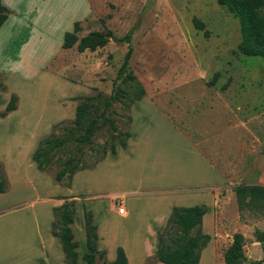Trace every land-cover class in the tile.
Here are the masks:
<instances>
[{"label": "rangeland", "instance_id": "1", "mask_svg": "<svg viewBox=\"0 0 264 264\" xmlns=\"http://www.w3.org/2000/svg\"><path fill=\"white\" fill-rule=\"evenodd\" d=\"M145 1L1 0L8 15L0 27V82L6 86L0 91V110L11 94L18 100L17 109L0 118L1 172L9 182L8 190L0 193V264H33L27 247L22 248L24 243L38 236L37 230L44 233L54 199L50 195L70 191L52 180L55 163L41 172L43 180L34 179L29 167L39 141L50 133L63 136V126H74L75 107L81 97L101 93L107 98L119 86L127 88L128 96L133 95V81H123L128 71L145 94L130 106L127 97L113 101L105 115L117 131L101 118L93 137L95 150L72 143L68 151L57 154L64 157L71 152L91 164L101 155L103 144L117 142L127 128L132 133L125 151L106 158L97 171L98 162L94 170L77 177L73 191L88 197L59 198V203L75 200L72 230L80 254L85 250L82 208L88 206L106 252L111 254L122 245L133 264H146L145 246L135 243V236L144 234L151 216L161 219L169 201L181 198L175 199L174 194L162 201L153 200L156 196L143 197L133 202V211L123 217L110 213L107 204L98 203L108 197L93 199L95 193L215 182L196 190L199 193L185 195L177 204H209L201 228L210 240L199 264H225L223 254L235 232L244 237L246 261L262 258L254 230H264V211H240L233 187L264 185V60L237 51L239 19L217 0H153L140 16ZM194 18L204 23L208 36L196 28ZM77 21L78 38L97 30L108 35V42L94 51L80 52L76 43L62 48L64 33L72 31ZM126 33L131 34L132 53L127 71L118 76L128 43L114 38ZM44 72L61 81L43 75L31 82ZM214 74L215 83L209 84ZM225 83L227 87L222 89ZM97 105L93 114L102 110L103 101ZM22 163L32 173L28 177L23 172L17 176ZM36 195L45 199L31 207ZM111 200L119 205L118 198ZM129 207L130 203L126 204ZM104 257L97 255L96 264H109ZM155 263L154 257L148 259V264Z\"/></svg>", "mask_w": 264, "mask_h": 264}, {"label": "trees", "instance_id": "2", "mask_svg": "<svg viewBox=\"0 0 264 264\" xmlns=\"http://www.w3.org/2000/svg\"><path fill=\"white\" fill-rule=\"evenodd\" d=\"M220 5L235 15L240 22L241 39L237 45V51L246 56H259L264 60V0H217ZM8 11L0 0V27L6 21ZM196 28L203 30L204 23L194 18ZM80 30L79 22H75L72 31H66L63 36L62 48H71L76 43L78 51H94L98 47H103L108 42V35L101 31H90L78 38L77 31ZM208 36V31L203 30ZM117 41L128 43L123 61L118 68V76L128 69V61L132 53L131 34L126 33L122 37H115ZM217 74H214L208 82L214 84ZM133 81V95L128 96L125 87H117L105 98L101 93L91 94L79 98L80 101L75 107L73 125L63 126L65 134L58 136L50 133L43 137L32 152V160L40 171L49 170L55 163L57 170L54 179L65 186H70L73 175L78 170L93 168L97 162L103 160L108 153H116L118 147L124 148L130 136L128 128L122 133V137L117 142H111L109 146H101V155L91 164L83 163L80 156L67 153L66 156L59 152L68 151L72 143L79 147L88 145V148L95 150L93 137L98 130V123L101 118L111 123L112 129L117 131L112 121L106 117L105 112L113 101L127 97V106L140 100L144 94V87L136 80L135 75L128 71L123 81ZM228 83L223 84L222 89ZM6 86L0 82V91H5ZM18 97L11 94L5 107L0 110V117H5L9 112L16 109ZM103 101V108L97 114L98 102ZM119 133V132H118ZM78 147V146H77ZM0 162V193L6 192L9 182L1 172ZM237 207L240 211L262 212L264 211V185L262 184H237L233 187ZM207 207L204 204L190 206H173L167 218L166 224L158 234L156 258L164 264H199L201 251L210 240V235L202 231V217L206 213ZM85 227V248L82 253L84 264H96L97 255L102 257L105 250H98L96 242L98 239L97 224L93 221L91 210L83 208ZM74 202L64 201L62 204L53 207V220L51 222V232L56 236L62 246L65 257V264L78 263V241L74 239L71 224L74 221ZM254 238L259 242L262 250V258L250 261L248 264H261L264 262V230L256 228ZM244 237L240 232H235L232 242L224 251L225 264H245L246 256L243 249ZM105 259V257H104ZM111 264H128L126 254L121 246L116 249V257Z\"/></svg>", "mask_w": 264, "mask_h": 264}, {"label": "crops", "instance_id": "3", "mask_svg": "<svg viewBox=\"0 0 264 264\" xmlns=\"http://www.w3.org/2000/svg\"><path fill=\"white\" fill-rule=\"evenodd\" d=\"M48 76V77H52L54 79H57L59 81H61L60 79H58L56 76L54 75H51L49 73H42V74H37L36 77L31 81V82H35L37 79H39L41 76ZM63 82V81H62ZM65 95V94H64ZM57 105V104H56ZM18 107V106H17ZM17 109V108H16ZM15 109V110H16ZM9 114V113H8ZM7 114V115H8ZM6 115V116H7ZM5 116V117H6ZM0 118H4V117H0ZM176 127V126H175ZM177 128V127H176ZM130 132V136L129 138L127 139V143H126V146L124 148H121V147H118L116 153H108L105 158L103 160H101L100 162H98V164L96 165L95 167V170L97 171L98 170V165L102 162V161H105L106 158L110 157V156H116L118 154L119 151L121 150H126L127 147H128V143H129V140L131 138V130H129ZM194 147V146H193ZM195 148V147H194ZM196 151H198L196 148H195ZM199 153V151H198ZM32 155V154H31ZM203 160H204V163L207 165V167L210 169H212L213 171L214 170V167L204 158V156L201 157ZM32 159V157H31ZM32 166L29 167L30 170L32 171V173L35 175V178L36 180H43L44 177H41V172L43 171H40L37 167H36V164L35 162L32 160ZM22 165V168L20 169V172H18L17 176L20 175V173H24L26 177H28L29 175V171L28 169H26V165L25 164H21ZM35 165V167H34ZM25 167V168H24ZM206 167V168H207ZM22 170V171H21ZM88 170H94V168L92 169H84V170H78L74 175H73V179H72V183L70 184V186H65V187H68L70 188V191H64L61 193V195L59 194H56V193H53L51 196V198H54L53 201H51V205L49 206L48 208V213H47V217H46V220H45V231L44 233H42L41 231L37 230V232H39L38 236H35V237H30L28 242L29 243H24L25 245H23V249H28V252L29 254L31 255V259H33V264H65V257H64V253H63V250H62V246H61V243L59 241V239L54 236L51 232V222L53 220V207L55 206H58L60 204H62L63 202H58L60 201L59 198H62V199H65L67 198V196H71L70 198H74V196H76L75 194H79V196H84L86 195V193H79V192H74L73 191V186H74V183H75V180L77 179V177L79 175H82L84 174V172H87ZM22 173V174H23ZM30 173V174H32ZM23 174V175H24ZM16 176V178H17ZM48 180L50 178H47ZM52 179V178H51ZM54 182L58 183L56 180L52 179ZM213 183V182H212ZM212 183H201V184H198V185H194V186H184V187H180V186H173V187H170V188H159V189H140V190H135V191H132V192H124V191H120V192H112V193H108V192H98V193H95L94 195H92V198L95 199L96 201H98V195L99 196H105V197H108L103 199L102 201L104 202H98V203H104V204H107L108 205V208H109V212L110 213H113V214H118L117 212V209L119 207V205H123L124 208H125V214L124 215H121V214H118L120 216H123V217H127L129 216L130 212L133 211V208H132V204L133 202L135 201H141L142 198L144 197L145 200H148L150 198V196H156V197H153V200H163V199H166L167 197L166 196H169V195H173L174 194V198L176 199V197H181L180 199H177L178 201H169L168 204L166 205V207L164 208V210L162 211V213L160 214L161 216V219L160 220H156L154 219L155 216H151L148 221L146 222L145 226V232L143 235H136L135 236V240L134 242L135 243H139V244H143L145 246V253H144V261L146 260V264H148V259H153V257L156 259V263L155 264H158V261L157 258H156V249H157V243H158V234L159 232L163 229V227L165 226L166 224V221H167V218L171 212V209L173 206H184V205H177L179 201H181L183 199V197L185 198L187 194L189 193H199V189L200 188H205L206 186L208 185H211ZM215 183V182H214ZM213 183V184H214ZM60 185V183H58ZM62 186V185H61ZM189 191H188V190ZM191 189V190H190ZM194 190V191H193ZM198 190V191H196ZM71 192V193H70ZM201 193V192H200ZM180 194V195H179ZM202 194H206V195H209V193H202ZM179 195V196H178ZM56 196H59L58 198H56ZM88 197V195H86ZM110 196V197H109ZM37 199L33 200V201H30V206L33 207L36 205V202L39 200H43L44 197H41V198H38V196L36 195L35 196ZM85 198L88 199V198ZM114 197L115 199L118 198V206L115 205L113 203V201L111 200V198ZM210 201H212V198H211V194H210ZM45 199V198H44ZM68 199V198H67ZM171 200V199H170ZM72 201H75L74 199H72ZM157 202V201H156ZM75 203V202H74ZM130 203V207L129 209L126 208V204ZM158 203V202H157ZM211 203V202H210ZM76 204V203H75ZM181 204V203H180ZM201 204H204L206 205L205 203H201ZM195 205V204H194ZM209 204H207L208 206ZM190 206V205H188ZM206 206V207H207ZM89 208L88 206L86 207V209ZM78 209H76V212H77ZM92 211V210H91ZM80 213V211L78 212ZM82 213H83V208H82ZM207 214V210H206V213L203 215L202 217V224H203V220H204V217L205 215ZM80 215V214H79ZM159 216V217H160ZM166 220V221H165ZM74 221H75V212H74ZM73 221V223H74ZM93 221L97 224L96 220L93 218ZM165 221V224L164 226L161 228H157L158 226L162 225V223ZM73 223L71 224V227L73 225ZM34 227L36 228V225L35 223L33 224ZM32 225V226H33ZM83 229H84V237H85V227H84V222H83V225H82ZM157 228V229H156ZM73 232V230H72ZM97 233H98V239H97V242H96V245H97V248L99 250H105V260L111 264V262L115 259L116 257V249L118 246H121L123 249H124V252L126 254V257H127V261H128V264H133L132 263V260H131V257L128 253V250L127 248H125L124 246L122 245H118L116 248H115V252L112 251V253L110 254L109 252H106V249H105V246H104V243H103V236L100 232V230H98V224H97ZM74 235V234H73ZM86 238V237H85ZM84 238V240H85ZM74 239L76 241H78L75 236H74ZM79 248H80V243L78 242V247L76 248L77 252H78V263L79 264H84V261L82 260L81 256H82V253L86 250H85L80 254V251H79ZM202 252V251H201ZM34 256V257H33ZM109 259H113L112 261H110ZM162 263V262H161ZM164 264V263H163Z\"/></svg>", "mask_w": 264, "mask_h": 264}, {"label": "water", "instance_id": "4", "mask_svg": "<svg viewBox=\"0 0 264 264\" xmlns=\"http://www.w3.org/2000/svg\"><path fill=\"white\" fill-rule=\"evenodd\" d=\"M152 3H153V0H146L145 1L143 10L141 11L140 16H143L149 10V8L151 7ZM248 263H249L248 261H245V264H248Z\"/></svg>", "mask_w": 264, "mask_h": 264}, {"label": "built area", "instance_id": "5", "mask_svg": "<svg viewBox=\"0 0 264 264\" xmlns=\"http://www.w3.org/2000/svg\"><path fill=\"white\" fill-rule=\"evenodd\" d=\"M118 214L124 215L125 214V208L123 205H119L118 209H117Z\"/></svg>", "mask_w": 264, "mask_h": 264}]
</instances>
